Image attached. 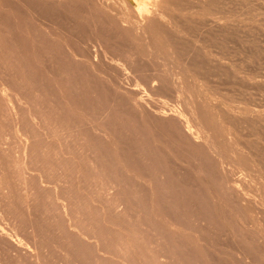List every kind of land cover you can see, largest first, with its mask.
Listing matches in <instances>:
<instances>
[{"label": "rangeland", "instance_id": "obj_1", "mask_svg": "<svg viewBox=\"0 0 264 264\" xmlns=\"http://www.w3.org/2000/svg\"><path fill=\"white\" fill-rule=\"evenodd\" d=\"M7 1L12 8H22L17 0ZM93 1L99 11L93 7L92 13L102 11L99 14L106 18L125 16L127 24H99L81 9L70 10L71 5L34 7L30 14L39 13L38 26L18 11L0 10V23H4L0 24V91L6 86L9 94L0 92L5 97L0 94V237L4 233L0 264H32L33 239L26 220L30 215L26 206L18 205L22 192L16 188L22 176L16 161L25 142L42 159L35 164L37 171L34 168L37 185L47 181L46 190L35 185L41 198L47 195L49 199L51 188L58 190L54 185L63 172L68 176L66 187L71 183L82 187L95 180L114 182L118 193L114 200L126 204L122 206L125 212L109 209L105 200V221L99 223L104 204L100 208L93 200L88 218L82 216L89 229L92 224L96 229L103 224L125 237H132L128 233L132 232L135 242L147 250L165 251L166 264H264V241L256 232L264 229V0H169L164 7L160 5L163 0ZM150 25L158 26L163 35L157 39L148 32L142 34ZM50 27L61 36L68 35L70 53L76 58L68 55L64 42L48 40L44 32ZM25 42H34L31 47L36 56L27 54ZM5 60L10 61L8 67ZM92 64L99 67L92 68ZM154 76L169 83L155 82L150 89L144 80ZM132 97L144 102L148 110L179 114L191 130L209 136L223 177L240 198L222 192L218 206L210 183L221 185L223 178L211 157L193 149L194 155L180 141L170 143L160 127L167 122L158 124L152 116L134 110ZM7 98L19 111L22 130L36 133L35 139L28 140L14 130ZM102 112L109 114L103 120ZM87 118L95 125L83 127L81 134L68 140L47 139L48 131L43 132ZM42 142L50 149L43 151ZM179 153L191 162L182 161L176 156ZM66 187L58 191L63 193ZM9 193H15L12 200ZM32 213L31 218L40 216ZM43 222L55 224L54 219ZM4 240L6 245L1 244ZM52 253L51 264H74L58 260L56 250Z\"/></svg>", "mask_w": 264, "mask_h": 264}, {"label": "bare ground", "instance_id": "obj_2", "mask_svg": "<svg viewBox=\"0 0 264 264\" xmlns=\"http://www.w3.org/2000/svg\"><path fill=\"white\" fill-rule=\"evenodd\" d=\"M12 1H15V0H12ZM168 1L169 0H163V2L160 5L162 7H164L168 3ZM17 3H20L21 4V7H22L21 9H23L22 10L23 13L21 12V9L20 10L18 9L19 6H18ZM16 4H17L18 7L17 8H14L15 7L14 6L12 8L11 6L13 4L10 6L9 5V2L7 0H0V10H3L6 13H10V14L12 12L15 13V12L18 11L21 14V16H23V17H29L31 19V24L32 25L35 24L36 26H38L40 24L39 22H41V19L40 20L38 18L36 19V15L37 14L34 16V14L31 15L30 13H31V11L35 10L34 7L37 6L36 8H38L39 5H41V6H51V7L52 6H58V7L59 6L60 7L61 6H65V8H67V7H69L71 5V6H73V8L71 7L72 9H70V10H76V12H77L78 9H81V10H83V12H85V15L84 16H86V14H88V17L90 16V19L92 21L98 22V23L100 22L99 24L102 23L103 25L104 24H112L113 26H115V25L119 24L122 27L123 24H124V22L126 23V21H125V18L126 17L125 16L122 17L120 15H118V16H115L114 15V17H107L109 19L108 20L105 16H102V15L99 14L102 11L97 14V11H99V10L97 8V5L94 4V1L93 0L92 1L91 0H17ZM103 6H104V4H103ZM93 7H94V9H97V11L95 13H92V10L95 11L93 9ZM61 9H64V8H61ZM100 9H101V6H100ZM161 9H160V11H161ZM37 10H36V12H37ZM65 10H63V11H65ZM81 10H79V11L81 12ZM69 13H70V11H69ZM71 15L73 16L72 13H71ZM71 15H69V16H71ZM37 16H39V13H38ZM42 16H43L42 18H44V15H42ZM3 20H4V17H3ZM86 20H89V18L86 19ZM0 21H2V18H1ZM152 23L154 25L155 22L153 21ZM0 24L3 25L4 23L2 22ZM28 28H30V26ZM149 28H145L144 27V30H143L144 32H142V34L143 33L146 34V32H148V33H150L149 35H151V37H152V35H155V38L157 37V39L160 38L163 35V32L160 29H158V26L152 27V25H150ZM119 31H120V29H119ZM119 31H117V33H120L123 30L120 31V32ZM33 32H30V33H33ZM44 33L49 38V39L47 38L48 40H50V39L51 40H54V42H56V43H58V42H64L63 44H65V48H66V50L68 52V55H70V57L72 55L75 58L77 57V55H74V54H71L70 53L71 48H70V45L68 44L70 41L68 40V37H67L68 35L65 36L66 33L65 34L63 33L64 35L62 34V36H61L60 33H59V30L54 29V27L53 28L50 27V29L47 28V30ZM122 33H124V31ZM129 33H130V31H129ZM136 34H138V31H136ZM27 35H28V37L30 36V38L33 37V36H31V34L30 35L27 34ZM27 35L25 34V36H27ZM34 35L37 36L35 33H34ZM122 36H124V35H122ZM28 37H26V38L29 39ZM98 38H99V36H98ZM30 40L31 39H29V41ZM32 41H34V40H32ZM142 41H143V39H142ZM5 42H7V41L5 40ZM43 42L46 43L44 40H43ZM0 43H1V41H0ZM32 43H34V42H30L29 44H26V42H25V44H24V50L25 51L27 50V54H30V55H32V57H34V56H36L37 53L34 51V49H33L34 47H31ZM5 46H6V44H5ZM33 46H34V44H33ZM1 47H2V50H3V48H4L3 45ZM43 47H45V46H43ZM51 47H52V45H51ZM149 48H150V46H149ZM44 49H46V48H44ZM55 49L56 48H54V50ZM12 50L13 49H10V52H12ZM59 50L60 49L58 48V50H55V51L59 52ZM3 51L5 52V50H3ZM6 51H8V50H6ZM51 51H52V49H51ZM95 57L98 58V55L95 56ZM75 58H74V60H75ZM88 59H90V58H88ZM3 62H4L5 67H8L7 65H9L10 61L9 60H5ZM7 62H9V63L7 64ZM98 65H93L92 64L91 67L92 68L99 67ZM100 77H101V75H100ZM163 77H165V75ZM104 80H107V79H104ZM155 82H159V83H161V85L162 84H165V83H169V82L166 81V79H164V81H163L162 80V77L161 78L159 77V79H158V77H155V76L154 77H148L147 79L144 80L145 85L148 86V87H150V89H153L154 88L153 83H155ZM1 84H3V83H1ZM157 85H159V84H157ZM4 88L7 89L6 86ZM5 89H2V91H0V92H2V93L5 92L6 91ZM59 89H61V88H59ZM9 90H10V86H9ZM59 91H60L59 93L62 92V90H59ZM116 91H119V90H116ZM132 92H134V91H132ZM5 93H3V94H5ZM136 94L134 96H136ZM8 95L9 94H7V96ZM128 95H130V93H128ZM2 97H4V96L2 95ZM66 97L68 98L67 95H66ZM139 99L141 100V98H139ZM10 100L12 101V100H15V99L12 98V97H10ZM132 100L134 102V103L132 102L134 104V108H133L134 110H136L138 112H143L145 114H148V115L152 116V118L154 119V122H156L158 124H160L162 121L167 122L166 123V126L160 125V127H161L162 130H164L165 134L170 138V139H168V141L170 143H174L175 140L176 141H180L178 143L179 144H182V145L183 144L184 145L186 144V146H187L186 148L188 149V151L189 152H192L194 155H195V153L193 152V149H195L197 152L201 153L202 155L210 156L211 157V159L214 161L215 168H216L217 172L220 175H222V178H223V182L221 180V182H222L221 185L220 184L217 185V184H214V183H210L212 185V191H213L212 194H213V197L216 199L218 206H219V203L222 202V199L220 197V194L222 192L223 193L228 192V193H231L232 196H237L238 198H240L239 194L237 192H235L232 187L228 186V184L226 182L227 180H225V178L223 177L224 169L222 168L221 163L219 161H217V159H216L219 156H217L216 148H215L214 144L211 142V139H210L209 136H207L203 131H200V130L193 131V130H191L189 128L188 123L186 121H184L182 119V117L179 114H176L175 112L171 113V112L164 111L163 109H159V110H156V111L155 110L153 111V110L150 109L151 110L150 111V110H148L150 107H148V109H147V106H145L143 104L144 102L143 103H140L139 101H137V99L135 97H132ZM2 101H3V98H2ZM1 103L3 104V102H1ZM146 103H148V102H146ZM12 104H11V102L8 99V102L6 103V106L8 108L7 107H5V108L8 109V114L15 121L14 130H16V132L18 131L19 132V135L24 136L28 140L35 139L36 136H34V135L36 133L33 134V132L26 131V130L25 131L22 130L23 129L22 128V122H23L22 121V118L21 119H18L17 115H19V111H18V109L15 108L16 105L14 104V106H15L14 107ZM17 107H19V106L17 105ZM71 111L77 113L76 107L75 106H71ZM20 113H22V111H20ZM67 114H70V113H67ZM101 114H103V115H101L102 116V120H103L104 114L106 116L109 115L108 112H102ZM98 115H100V113ZM99 118H100V116H99ZM15 119H17V121ZM81 120L82 121H80L78 123H75L74 125L73 124L71 125L70 123L59 124L57 127L54 125L55 127L51 129L52 131L50 130L51 127L50 128H47L46 127L48 130H43V132L44 131H48L47 133L44 132L45 133V136H47V139H49L48 137H57V138H60V139L61 138L62 139L65 138L64 140H68V139L72 138V136L75 135V134H81L82 133L81 131H83L85 127H88V125H93V126L95 125L92 122L93 120H89L88 118L86 120L85 119H81ZM101 121L99 119L98 122H101ZM98 124H100V123H98ZM38 135H41L42 136L43 134H39L38 133ZM41 136H39V137L41 138ZM60 136H62V137H60ZM172 137L174 139H172ZM57 138H54V139H57ZM42 139L44 140V138H42ZM0 143H1V141H0ZM40 145L44 147L43 151L45 150V148L46 149H50V147L47 146L48 144L46 145V144H44L42 142V143H40ZM182 145H180V146H182ZM29 146H30V144H29ZM40 148H42V147H40ZM33 149H34V151H33ZM33 149H30V147H28V142H25V144L22 145V151H21V155L22 156L21 157H18V160L16 161L17 166H19V168H20V169L18 168L19 171H20V174L22 175V176L19 175V178H18V181H19V184L18 185L19 186L17 185V187H16V188H18V187L21 188V191H19V192H22V194H21L22 197L18 196V197H20V198H18V201L20 200V203H18L17 201L16 202L18 203V205H20V207L22 205L23 206H26L24 210L27 209V211H25V212H28V215H30V216H27L28 219H26V220L28 221L27 223L30 224V226L28 225L29 226V230H30V235H31L30 238L33 239L31 241V242H33L32 243L33 244L32 245L33 247L31 246L32 247V250L30 249L32 251V255H31L32 264H51L50 262H52L51 261V257H52V254H53L52 253V250H56L57 253L58 252L60 253V257L57 258L58 260L63 261V262L66 261V260L67 261H70L71 260V261H73L74 264L75 263L76 264H91V262L89 261L91 259L92 260L94 259V262H95L94 264H140L138 262L139 259H142L141 264H166L167 263V262H165V260H166V258L169 259V256H168V254L165 251H163V250L157 251L155 249L152 250V251L147 250L146 245H145V247H143L141 244L139 245V244H137L135 242L134 235H133L132 232H128L129 234H132V237H128V236L125 237L126 235L123 236V234L121 235L117 231L110 232V231L106 230V228H104V225L103 224H97V229L95 227H93V224H92V227L89 229V224H87L85 222L86 220L84 221V219H82V216L83 215L85 217H87V218L90 215L87 212H88L89 209L92 208L91 207V204H92L93 200H96L100 204V208L104 204V206L102 207V209H100L101 215L98 216L99 217V220H98L99 223H100V219H103V221H105L104 215H105V212L107 210V209H105L106 208L105 207V204H106L107 201H109L108 202V208L109 209H113L115 211L118 210V211H121V213L125 212V209L122 208V206H125L126 204L124 202H122V201H119L118 200V201L115 202V200H114L115 197L118 195V193L116 191V186H115L114 182H109L107 184H104V183H101V181H99V180H95L93 182L88 181V182H84V184H83L82 187H81V185L78 186L77 184L75 185L74 183H71L70 182L71 183V186L70 187H68V186L66 187V183H68V176H67L66 172H63V174H61L59 176V179H57L56 184L55 183H53V184H55L54 185L55 186L54 188H56V186L58 185L57 186V189L59 191H60V187L62 185H64V187L67 188V191H65L66 190V188H65L64 189L65 192L60 193L61 191L59 192L58 190H55V189L51 188L53 190V194L55 192H56V194L55 195L50 194L49 199H48V196L46 195L47 196V200H49V202L51 204L48 205L49 202H48V204L47 203L46 204H43V201L44 202H47V200H45V199L43 200L42 199V198H45L46 196L43 197L44 196L43 195L42 198H41V194H39L38 192H36V189L35 188L36 187H39L42 190H46V187L43 186V185H46V182L47 181L46 182L44 181L41 186L40 185H37V182L35 181V179L36 180L39 179L38 177H35V175L37 176V174H35V170L37 171V169L35 168V164H38L39 162H41L42 159L40 160V157H39V154L40 153L38 154L37 151H35L36 148H33ZM169 154H170V152H169ZM174 155H176V154H174ZM176 156H180V153L177 154ZM183 156H180V159L182 161H186V163H190L191 162V161H188L187 158H186L187 159L186 160ZM174 158H176V157H174ZM204 158L208 162L207 158L206 157H204ZM34 168H35V170H34ZM60 169H62V168H60ZM196 173H197V175L200 173L198 169L195 172V174ZM38 176L40 177L42 175H40V173H39ZM211 181H213V180L211 179ZM48 182H49L48 184H50L51 181H48ZM59 183H60V187H59ZM70 183H69V185H70ZM39 184H40V181H39ZM91 184H92V187H91ZM35 185H36V187H35ZM20 188H18V189H20ZM39 188H38V190H39ZM14 190H16V189H14ZM42 190H40V191L43 193ZM61 190L63 191V188ZM12 193H9V195L12 194ZM51 193H52V191H51ZM13 195H10L8 197L10 198ZM92 195H94L95 197L92 196ZM14 197H15V195H14ZM16 200H17V198H16ZM105 200H107V201L105 202ZM245 200L246 199H244V201ZM21 201H22V203H21ZM248 201H249V199L247 200V203H248ZM78 202H80L79 203L80 204L79 207H78ZM250 204H251V200H250ZM9 207L10 208L11 207L16 208L17 206H15V205L14 206H11L10 205ZM9 207H8V210H10ZM22 208H24V207H22ZM34 209L36 211L37 210L40 211L39 212L40 213V216L37 215L39 213L36 212ZM78 209L80 210L79 214H78V211H79ZM15 212H17V211H15ZM15 212H14V214H15ZM32 212H34V214L36 213L35 215H37L38 217H35L34 216V217L31 218V216H32L31 213ZM55 216H57L58 219ZM59 216H60V218H59ZM53 219H54V222H55L54 225L51 222V225H49V223H47L48 224V226H47V225H45L46 223L43 222V221L46 222V220H52L53 221ZM41 222H43V224ZM25 225H27V224L25 223ZM44 225L47 226L49 229L48 228H45ZM135 231H136V229H135ZM256 232H257L258 236H260V238L264 241V229L263 230L260 229V231L257 230ZM13 233H14V231H13ZM3 234L4 233H2L1 234V237H0L1 238L0 240L1 241L3 240L2 239V236H4ZM13 238H15V237H13ZM6 240H4L5 243H1V244L2 245L3 244L6 245ZM10 244H12V242ZM10 244H8V245L10 246ZM13 244H15V243H13ZM17 244H19V243H17ZM11 246H13V245H11ZM14 246H16V245H14ZM8 248H10V247H8ZM16 248L19 249L17 246H16ZM16 248H15V250H16ZM28 248H30V246ZM6 250H10V249H7L6 248ZM27 250L29 251V249H27ZM16 251H17V253H19V250H16ZM28 251H26V252H23L22 251V253L23 254L24 253L28 254ZM28 257H26V258H28ZM19 258H20V255H19ZM28 262H31V261H28Z\"/></svg>", "mask_w": 264, "mask_h": 264}]
</instances>
